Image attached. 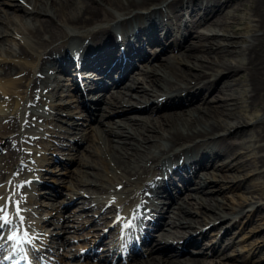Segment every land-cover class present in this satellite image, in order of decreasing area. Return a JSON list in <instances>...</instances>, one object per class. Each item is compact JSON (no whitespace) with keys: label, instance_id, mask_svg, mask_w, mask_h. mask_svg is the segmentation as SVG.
<instances>
[{"label":"bare ground","instance_id":"obj_1","mask_svg":"<svg viewBox=\"0 0 264 264\" xmlns=\"http://www.w3.org/2000/svg\"><path fill=\"white\" fill-rule=\"evenodd\" d=\"M227 1L0 0V44L7 40L9 33L15 32L13 29L7 30L8 25H14V21L10 19L11 12L9 10L20 12L21 14L18 15L21 18H27L28 21L19 23L18 29L14 27L16 33L28 36L31 45L41 47L43 54L50 56V59L43 58L53 63L48 71H51L53 67L56 69L54 73H46L42 76L45 81L41 87H38L37 81L26 82L27 89L24 91L31 89L34 102L31 103L30 110H26V112L21 110V113L26 119L34 120L35 127L39 126L46 131L41 134L24 136L28 141H37L45 134L53 133L58 127L66 124L67 122L64 123L66 120H68L66 125L69 128L76 127L74 120L66 119L73 116V109L69 106L72 102L63 99L62 96L63 93L76 90L82 92L78 86L79 76L82 83L89 82L90 77L95 78L93 70H98L100 78L96 82L100 84V87L104 89L107 84H111L105 91H98L88 99L87 96H84V102L80 103L83 106L85 102H90L95 106L99 100H103L104 96L106 105L102 106L96 122L98 125L110 127L108 128L109 134L112 136L111 138L105 137L99 130L95 139L103 149V154L96 149L93 157L89 156L88 160L83 161L80 157L76 159L74 186L80 190L84 188L91 193H86L88 197L85 195L75 197L74 201L77 210L83 208L92 210L90 221L102 223V225L108 221L105 217L112 211L111 208L117 212V216L124 214L126 205L133 201L136 202L138 199L137 197L134 200L137 192L141 198H144V202L151 204L149 207L152 210L149 217L151 219L142 221L141 235L135 227L131 229L132 237H135L132 241L134 242L140 236V243H145V245H142V250L141 247L133 249L132 257L124 261L125 264H204L202 255L199 254V247L188 250L187 255H178V253L185 249L188 243H199L196 238L197 234L200 235L205 229H200L197 233L182 239L178 245H170L171 250L163 252L164 255H162L164 247L169 246L162 241V238L169 236L172 238V235L178 231V227L183 229V226H186L187 229H191L194 223H198L200 220L192 217L191 201L196 197L199 200H203V198L190 192L188 189L191 188V185L188 183L191 180L194 181L196 194L204 192L205 187L208 189L209 181L206 175L210 171L206 168L208 165H212L219 171L245 165L252 166L256 162L259 163V166H264V0H239L233 7L228 5L233 10L224 8V11H220L223 6L227 5ZM179 6L185 8L178 9ZM242 7L248 10L247 14L249 13L253 23H247L245 32H237L239 35L237 39L233 38L234 27L229 24L227 26L232 28L230 30L232 33L223 32L219 35L213 32V25L221 26L229 14H233L235 10H241ZM186 9L187 11L188 9L195 10L197 18L192 24L188 22L191 25H188L185 19L183 22ZM216 10L220 13L213 15ZM239 23L246 22L240 21ZM195 26H198L199 29L209 30L206 33H194ZM66 27L71 30H67ZM248 29L250 32L246 34ZM228 37L229 41L220 42L221 39ZM168 38L169 41H167ZM15 44V47L11 46V49L3 51L15 58L25 60L34 57L35 53L30 50V45L27 46L22 42ZM228 45H233L238 50L230 48ZM147 49L148 51L151 49V53L147 52ZM200 49L213 52L212 56L214 57L210 64H199L189 59L190 57L197 58L198 55L195 51ZM183 51L188 52L183 53ZM233 51H238L237 54L239 51L242 53V55L240 54L243 58L241 63L231 64L229 62ZM74 53H77L75 58L72 56ZM160 53L162 55L159 60ZM140 58L144 59L138 60ZM40 59V55L36 57L37 62ZM25 62L27 63V61ZM25 64L19 65L12 60H4L0 63V77L22 74ZM135 64L134 70L136 71H129V68ZM180 64H184L185 68H181ZM77 73L79 75L76 76ZM217 74L224 76V79L221 80L222 84L217 90L221 96L216 95L212 100H209L206 95L207 87ZM15 78L17 80V77ZM68 79L71 81L69 82ZM240 81H244L246 86L241 91L242 93L239 92L240 95H232L226 91V89H230L231 84L240 83ZM18 82L19 79L16 82L14 78L0 80V110L7 108L9 100L7 92L14 91L15 83ZM72 85L73 87H71ZM84 87L90 88L91 86L85 85ZM231 91L233 92V90ZM70 96L71 100H76L74 94ZM21 97L16 96L13 100L11 99L17 109L21 105ZM195 97L198 98L196 103H193ZM91 98L93 99L91 100ZM140 98H142L143 107L149 109L148 114L127 115L126 118L143 120L142 125L133 127L120 118L118 120L109 119L112 112L130 107V105H125H128L131 100L135 101ZM150 98L153 99L149 101ZM213 101L214 104H210ZM177 104L187 105L178 111H168L167 114L164 112L159 115L153 112L158 106ZM236 104L238 108L248 112L256 108L262 113L259 115L250 112L247 116L243 112L240 113V109L234 110ZM84 109L86 108L84 107ZM93 110L95 108L90 109L91 113ZM157 116L163 117L165 121L154 123L152 120ZM19 117L16 111L0 114V119L3 120L0 123V152L5 148V151L0 153L1 165L10 166L18 159V144L14 140V135L19 127ZM231 119L236 120V123L232 124ZM40 123L41 125H39ZM7 133H10V136L6 137ZM246 134L250 136L249 139L242 138ZM237 137L241 140H238ZM250 139L259 142L257 150L262 153L257 157L252 156L245 161H239L238 154H236L237 148L240 150ZM55 144L57 145L56 151L66 148L71 151L73 157L82 153V149L74 146V141L70 138L64 141L57 140ZM98 153H101L100 156L97 155ZM217 155L227 156L221 161L229 160L219 162L214 166ZM23 160L24 157L19 160L18 164L20 171L18 183L20 185L33 184L37 177L25 180L23 175L26 174V168L21 167ZM98 161L102 162L101 167L103 168L99 167ZM35 164L37 165V162H34ZM74 172L72 171V173ZM4 174V171L0 169V179H3ZM147 174H150L148 179L146 178ZM107 175H111V178H106ZM116 175L121 178H117ZM256 176L264 178V170L258 171ZM44 177L40 176L38 187L41 183H45ZM136 182H142L139 189H136ZM154 186L162 189L163 199L151 200L153 196L148 191L150 187L154 188ZM117 189L124 194L117 198V204L99 198L101 194ZM215 190L220 191V187L206 191L212 193ZM37 191L42 197L53 195L52 190L48 187L40 188ZM258 196L264 200V192H258ZM0 198L5 199L4 203L8 204V214L11 215V212L9 213V208L12 205L9 202L10 194L2 186H0ZM143 201L139 206H144ZM1 202L2 200H0ZM55 202H51L53 208L57 206ZM253 203L250 201L248 205H253ZM207 207L214 208L208 203ZM172 208L175 209L172 210ZM215 208L217 209V206ZM132 209L131 205L130 211ZM259 209H264V202H259V206L256 203V206L254 205L250 209V216L254 214L257 216ZM235 211L237 212V210ZM232 212L234 213L231 210L226 214L220 209L219 212H216V216L208 211H203L202 215L213 219L218 217V219L231 220L234 217H232ZM56 213L53 217L43 218L42 222L51 221L52 227L57 228L63 225V221L67 224L69 220H73V218L69 219L68 215L63 216L58 209ZM127 216L122 225L126 224ZM141 216L139 217L141 218ZM235 216L238 217V215ZM237 221L235 219L228 224ZM69 225L73 226V229L80 227V224ZM122 225L121 228H123ZM236 225L238 226V224ZM30 230L29 227L23 226L22 231L20 229L18 234L24 235ZM57 230L54 232V237L57 236ZM128 237L121 240L122 244L127 242ZM51 242L62 245L65 240L60 239L58 242L52 239ZM215 242L217 243V240ZM227 242L223 245L227 246ZM92 248H89L88 252L92 251ZM154 251L159 254L152 253Z\"/></svg>","mask_w":264,"mask_h":264},{"label":"rangeland","instance_id":"obj_2","mask_svg":"<svg viewBox=\"0 0 264 264\" xmlns=\"http://www.w3.org/2000/svg\"><path fill=\"white\" fill-rule=\"evenodd\" d=\"M238 1L239 0H230V1L228 0L226 3L227 5H225V7L223 6V9L221 8L220 11H224V8L226 10L227 9L233 10L232 7ZM228 5H232V7L231 6L229 7ZM179 8L184 9L185 7L180 6ZM241 10L242 12H240ZM241 10H235L236 12L235 11L233 12V14L235 13L234 16L236 15L235 17L233 16V14H231L233 17L229 14V16H227L225 18L226 20H224L223 22L224 25L223 24L221 26L213 25L214 26V27L212 26L213 32H216L219 35H221L223 32L224 33L227 32L230 34L232 33L230 31L232 30V28H229L227 26V24H229L232 27H234L232 30L235 34L233 35L234 36L233 38L237 39L239 37L238 35L239 32L242 33L246 31L245 26H247V23H250V24L253 23L251 22L249 13L247 14L248 10L245 9L244 7H242ZM9 11L11 12L10 19L14 21V25H8L7 30L11 31V29H13L15 32L9 33L7 35L8 36L7 40L3 44H0V63L3 62L4 60H12L13 62L19 65H24L26 63L25 61L27 60L23 58H15L13 55L7 52H4L3 50L11 49V46L15 47L16 45L15 43L17 42H22L26 44L27 46L30 45L29 46L30 50L36 54L39 53V51H42V48L41 47L38 48V47H35L34 45H31V41L28 38V36H24V35H20L19 33H16L17 31L16 29H14V27L18 29L19 23L24 22L27 18H21V16L18 15V14H21L20 12H13L11 10ZM220 11L216 10L213 13V15L219 14ZM188 12H190L189 16L192 17L191 19L192 22H190V19L188 20V22L192 24L197 18L195 14V10L188 9L187 11L186 9V14H188ZM184 19H183V22L185 21ZM240 21L246 22V23H239ZM189 23L188 25H191ZM235 27L237 28V30ZM66 29L71 30V28L69 27H66ZM208 30L209 29H199L197 27L195 28L194 33L195 32L196 33L197 32L206 33L208 32ZM249 32L250 31L248 29L246 34H249ZM229 40H230L229 37L223 38L220 40V42L222 41L221 43H225L226 41H229ZM228 47L238 50V48L234 47L233 45L232 46L228 45ZM186 52L188 51H183V53H186ZM233 52H231V56L232 55L233 56L229 57V62L231 64L241 63V61L243 60L241 56L242 53L240 51L238 54L236 53L238 51H233ZM195 53L198 55L199 58L190 57L189 59L192 62L199 63V64L208 65L210 64V61L213 60V57H214L212 56L213 52L206 51V49L196 50ZM161 54L162 53L159 54V60H160ZM179 66L181 68H185L184 64H180ZM15 77L17 76L9 75L8 77L7 76L6 77L4 76L3 78L0 77L1 78L0 80H6V79L10 80L14 78L15 81L17 82L18 79L16 80ZM223 79H224V76L222 74H217L215 77H213V79H211V83L208 84V87H207L208 90L206 93L207 97H209L208 98L209 100H212L214 97H216V95L221 96V93H218L217 90L219 89V86L222 84L221 80ZM16 86H17V83H15L14 91L10 90L9 92L7 90L8 91L7 94L9 95V100L7 101V108L5 110H0V114L3 112H13V111H16L17 116L18 114H20V111L17 112L16 106L11 101V99L13 100L14 97L20 96V89L18 88V86L16 88ZM245 87L246 86L244 84V81L243 82L240 81V83L234 82L233 84L230 85V89H226V91L232 93V95L234 94L240 95L239 92L242 93L241 91H243ZM231 90H233V92ZM226 91L223 90V92H226ZM92 93L93 91H89L87 92V95L90 96L92 95ZM70 95H71V92L63 93L62 97H64L63 99L70 100V102H72L69 106L71 109H73L74 113H73V116L71 118L69 117L68 119L74 120L76 122L75 125L77 126V128L75 129L67 128V126L62 125V127H59L57 130L53 131V134L51 135L45 134L44 137H40L37 141H28L27 139H25L23 135V133H25L24 126H28L29 132L34 131L36 129V127H34L33 125L34 120H31L30 122H25L23 120H20L19 127L17 129L18 133L15 134L14 136V140H16L18 144V153H17L18 159L16 160V162L10 164V166H7V165L5 166V165L0 164V169L4 171V173H6L7 176H9L11 173H14L10 177L11 179H14L16 176L15 172H19L17 168L18 161L19 159H21V156H24V164L21 166L27 167L29 169V174L26 175V177H31V175H34L36 172H37L38 178L40 176H45L44 177V179H46L45 183L44 182L41 183L40 185L41 187L40 186L39 187L40 188H44V187L50 188L53 192L52 193L53 195L51 197H42L41 195H39V193H37L38 186H34V184L33 185L26 184L24 185V187H18L16 185L17 188L22 189L21 191H19V194L17 195V197L21 202L20 206L22 208H25L24 210H21L20 212V214L23 217V220H25L24 218L26 217L28 220L41 221L43 217H53L54 215H56L57 214L56 209H58L64 216L68 215L69 219L73 218V220L68 221L67 225H65L66 224L65 221H63V225L61 227H57L54 229L52 227L51 221L44 222L42 224L43 230H41L43 232V235L40 237L41 246L43 247L44 251L48 250L49 255L53 256V253H56L58 258L60 259L64 258V260L62 261L59 260L57 264H94L92 261H90L89 258L86 257V255H84L82 248H79V247L80 246L86 247L87 245H90L93 242L94 238H96L97 235L99 234V229H97L96 226L101 225V224L90 221V219L92 218V210H88L87 208L77 210L75 208V205H76L74 201L75 197L78 198L84 195L88 197L87 194L88 193L90 194L91 191L87 192V190L84 188L80 190V188H77L76 186H74V182H75L74 176H76V173L74 172V168H76L77 166L76 159H78V157H80L81 160L86 161L88 160L89 156L93 157V153L96 149L97 151H101L103 154V149L100 147V144L98 145V142L95 139V135L97 134V132L99 133L101 131V135L104 134L105 137H109V138H111L112 135L109 134L108 128L110 127H105L104 125H101V124L98 125L96 123V120L98 118V115L100 114L99 112L101 111L102 107L95 106V112L93 114L88 113L87 111L83 109L82 106H80L79 103L76 102V100H71ZM197 98L198 97H195V100L193 101V103H196ZM152 99L153 98H150L149 101ZM141 100L142 98H140L139 100H135V101L131 100L130 101L131 104L130 102H128V105H125V106L130 105V107H125L122 110H117L116 113L110 115L109 119L118 120L120 118L124 122L131 124V126L133 127L142 125L143 120L131 119V118H129L130 119L129 120L128 118H126L128 117L127 115L148 114L149 109L143 107V102ZM216 101H219V100H216ZM98 104L103 106L104 102L99 101ZM210 104H214V101L210 102ZM88 105L91 108L94 107L93 105L87 103V106ZM186 105L187 104L185 105L177 104L173 106L172 105H162V106H158L157 108H155L153 112L154 114H159V115L164 112H166L167 114L168 111L181 110ZM234 106H236L234 110L240 109L238 108L237 104ZM255 109L256 108L251 109L249 110V112L246 110L240 109V113L243 112L247 116H249L250 112L257 113L259 115L262 113L258 109L256 110ZM236 113L238 114L239 112L237 111ZM2 121L3 120L0 119V123ZM152 121L154 123H158V122L165 121V119H163V117L157 116ZM230 122L232 124H235L236 120L231 119ZM96 125H97V128H96ZM113 128L115 129V126ZM59 134H65L62 139H64L65 136L67 135H69L70 138L74 139L76 141L74 145L77 148L82 149V153L78 155L74 154L75 157H73L71 155V152L66 148H62L60 151H56L55 149L56 145L52 144L53 141L51 140L52 139L61 140L62 136ZM248 134H246L242 138L249 139L250 136ZM5 136L6 137L10 136V133H7ZM238 140H241V139L238 138ZM258 143L259 142L256 141L255 139H250V141L244 144L245 147L242 146L241 149L239 147L240 150H238L237 148V151H238L236 152V154H238L237 159L239 161H245L251 158L252 156H255V157L259 156V154L262 153V151L257 150V147L259 145ZM88 146L92 148H89ZM247 147L249 148L247 149ZM2 151H5V148L2 149ZM2 151L0 153H2ZM100 154L101 153H98L97 155L100 156ZM225 157L227 156L217 155L214 161L215 162L214 166L216 164H219V162H223V161L225 162L229 160V159H223V161H221V159ZM34 162L35 163L37 162V165L36 164L34 165ZM98 165L99 167H101L102 162L98 161ZM206 168L210 170L209 174H206L208 177V181H209L208 189H216L220 187V191L215 190L212 193H207L206 190L208 189L207 187H205L204 192L196 194L195 187H194L195 185L194 181L191 180L188 183L189 185H191V188L189 187L188 190L190 192H193L195 196H201L203 198V200H199L198 197H196L192 199L191 201L192 203L191 213L193 214L192 217H196L200 220L198 223L195 222L194 226H192L193 228L191 227V229H187L186 226H183V229L182 227H178L179 232L178 231L175 232L174 235H172V238L171 236H169L170 238L169 237L164 238V239L162 238V241L164 243H168L169 245H178L180 242V239H185L186 237H188L189 233H194L197 230L202 228L206 230L205 231L206 233H202L201 235H199L198 240H202L201 246L199 247V249L201 250L199 252H202V254L201 253L199 254L202 255V261L204 262V264H264V209H259V213L257 214V216L255 214L250 216V209H252L254 205L256 206V203H257V206H259V202L260 203L264 202L263 198L258 196V192L260 191L264 192L262 191L264 190V178H258L256 176L258 171L264 170V166H259V163L256 162L255 165H252V166L245 165L242 167L241 166L233 167L231 169L224 170V171L216 170L215 168H213L212 165H208ZM72 171L74 173H72ZM71 176H73L74 178ZM149 177H150V174H147L146 178H149ZM106 178L110 179L111 175L110 176L107 175ZM117 178H121V177L117 176ZM123 178L125 179L126 177L124 176ZM4 181H5V174H4L3 179L2 178L0 179V184L1 182H4ZM136 183H139V182H136ZM116 191L112 190L111 192L109 190L106 193L101 194L99 198L100 199L104 198L106 201L110 200L112 203L116 204L117 198L124 195L123 192L121 193L120 190H118L117 192ZM157 197H161V199L164 198V196H157ZM52 201H56L55 203L57 206L55 208H53V204L51 203ZM250 201L254 202L255 204L253 203V205L252 204L248 205ZM34 203L35 204L39 203L38 208L34 205ZM207 203L209 206H212L214 208L217 206V209L215 208L216 211L214 210V208L213 209L208 208ZM30 207H32L33 209H30ZM27 209H30L31 211H27ZM111 209L112 211H110V213L106 211V213H109V214H107L105 217L106 220L108 219L109 222H113V221H110V219L112 218L113 214H115V211L113 210V208ZM220 209H222L224 213L226 214L228 213V211L229 212L231 210L234 211V213L232 212V217L233 216L234 217L231 220H227V219L223 220V219H218V217H215L213 219V218H208L202 215L203 211H208V212H212L216 216L217 215L216 212H219ZM235 210H237L238 213ZM198 212L200 213L199 215L200 218L198 216L199 214ZM235 215H238V217ZM15 219L16 218H13L12 220L16 222ZM235 219H237L240 222L237 221L236 223L228 224ZM15 222L12 223L13 228H15V225H16ZM32 224L33 223L31 221H24L23 223V225L29 226L30 229H33ZM69 224H81V226L78 229H73L71 228L72 226H69ZM236 224H238V226ZM19 227H20V220L17 221L16 228H19ZM55 230H57V233H56L57 236L65 240L62 248L60 244L55 243L56 246H53V242H51L49 235H53ZM214 234H215V237L213 236ZM5 237H6V232L1 231L0 232V244H2V241H3V248H5L7 245L6 241L4 242ZM104 237L105 236H103V238ZM216 240H217V243L215 242ZM103 242L104 241H101V242L98 241V244H102ZM225 242H227V246L223 245V243ZM211 244H214L213 249H211ZM164 250H165L164 252L170 251V247H166ZM99 251H97V253ZM79 253H82L83 256L80 257ZM152 253H158V252L154 251ZM178 254L186 255L187 251L182 250ZM97 261H103V259L98 258ZM99 264H105V263H99ZM114 264H122V263H114Z\"/></svg>","mask_w":264,"mask_h":264},{"label":"snow or ice","instance_id":"obj_3","mask_svg":"<svg viewBox=\"0 0 264 264\" xmlns=\"http://www.w3.org/2000/svg\"><path fill=\"white\" fill-rule=\"evenodd\" d=\"M19 187H23V185H19ZM0 199H2V198H0ZM9 202H12L11 196L9 198ZM15 204H16L15 216H16V218H18L20 220V227H21V231H22V225L24 223V220H23V217L20 215L21 210L19 208V202L15 201ZM12 223H13V220L8 214V204L7 203L0 204V231H2V229L5 226H8ZM6 239L8 241L13 242L12 247H13V250H15L17 244H19L21 242H28L31 238L28 237L26 234L20 235V234H18V232L12 231L10 229V234L7 235ZM5 259H7V257H5Z\"/></svg>","mask_w":264,"mask_h":264}]
</instances>
